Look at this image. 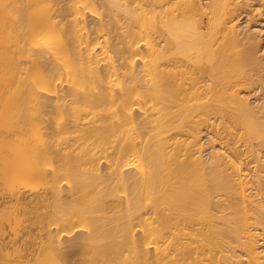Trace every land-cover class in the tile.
Here are the masks:
<instances>
[{"label": "bare ground", "instance_id": "1", "mask_svg": "<svg viewBox=\"0 0 264 264\" xmlns=\"http://www.w3.org/2000/svg\"><path fill=\"white\" fill-rule=\"evenodd\" d=\"M257 20L264 0H0V264H264Z\"/></svg>", "mask_w": 264, "mask_h": 264}, {"label": "rangeland", "instance_id": "2", "mask_svg": "<svg viewBox=\"0 0 264 264\" xmlns=\"http://www.w3.org/2000/svg\"><path fill=\"white\" fill-rule=\"evenodd\" d=\"M254 17H256V16H254ZM249 18H250V17H249ZM252 18H253V15H252ZM254 19H255V18H254ZM248 20H249V19H248L247 16L245 15L244 18L242 19V21H243L242 23H243V24H246V23L248 22ZM252 20H253V19H252ZM255 20H256V19H255ZM255 20H253V21L255 22ZM253 21H252L251 23L256 24V30L258 29V26H259L260 29H263L262 26L264 27V21L261 22V21H258V20H257V21H258L257 23H254ZM260 22H261V23H260ZM260 29H258L257 31H259ZM261 33H262V34H261ZM260 34L263 35V37H262L261 35H259L260 38H263V40H264V29H263L262 31L260 30ZM256 92H258V90L251 88V94H252V97H254V94H255Z\"/></svg>", "mask_w": 264, "mask_h": 264}]
</instances>
